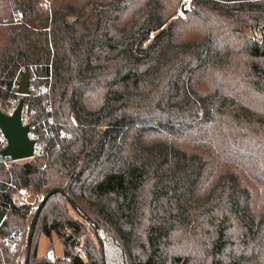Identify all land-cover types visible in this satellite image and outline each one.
Masks as SVG:
<instances>
[{"label": "trees", "instance_id": "trees-1", "mask_svg": "<svg viewBox=\"0 0 264 264\" xmlns=\"http://www.w3.org/2000/svg\"><path fill=\"white\" fill-rule=\"evenodd\" d=\"M184 4L0 0V99L31 73L44 93L20 98L65 135L0 164L22 264H264V0ZM52 189L30 229L15 195Z\"/></svg>", "mask_w": 264, "mask_h": 264}, {"label": "built area", "instance_id": "built-area-1", "mask_svg": "<svg viewBox=\"0 0 264 264\" xmlns=\"http://www.w3.org/2000/svg\"><path fill=\"white\" fill-rule=\"evenodd\" d=\"M190 2L185 0V4L183 5L182 9H179L177 12V16L184 18L185 17V11L189 9ZM30 73V93L29 95L25 96H32L35 97L37 95L31 93V80H33V76L31 77ZM19 85V84H18ZM18 85L14 84V87L16 88L15 94H17ZM19 96V95H18ZM12 99V98H10ZM9 100V99H8ZM24 102V100H23ZM49 114L40 120L33 121V111L29 110L28 104H23V109L21 113V122L22 125H28L29 126V132L28 137L29 139L34 141V151L33 156L30 159L34 158H40L47 155L49 149H59L60 148V138L64 137L65 135H60L58 133V129L56 126L55 118L53 116L51 106L48 104L46 105ZM16 107L9 108L6 105V100L0 99V111L3 112L6 115H12ZM49 139L51 141L49 142ZM7 146V140L5 136L3 135L2 131L0 130V164H2L6 170H9L11 163L14 162L9 157H5L1 155V151L5 149ZM20 234H12L9 236H0V241L7 246L10 250L13 248V246L20 240Z\"/></svg>", "mask_w": 264, "mask_h": 264}, {"label": "water", "instance_id": "water-1", "mask_svg": "<svg viewBox=\"0 0 264 264\" xmlns=\"http://www.w3.org/2000/svg\"><path fill=\"white\" fill-rule=\"evenodd\" d=\"M30 73L25 72L22 79L19 82L17 94L21 97H25L30 93ZM23 99H20L13 114L6 115L0 111V130L7 140V146L1 151V155L9 157L13 161H20L30 159L33 156L34 141L29 139L28 132L29 126L22 125L21 113L23 109ZM58 192V189H52L47 192L39 203L36 213L31 219L29 228L31 229L34 225V221L39 214V211L46 199L51 195ZM32 202V199L28 200ZM5 219V213L0 211V224ZM31 241V234L27 236V243Z\"/></svg>", "mask_w": 264, "mask_h": 264}, {"label": "rangeland", "instance_id": "rangeland-1", "mask_svg": "<svg viewBox=\"0 0 264 264\" xmlns=\"http://www.w3.org/2000/svg\"><path fill=\"white\" fill-rule=\"evenodd\" d=\"M187 1L190 2V0H187ZM185 18H186V16L183 19H185ZM31 77H32V75H31ZM31 93H33L35 95H39V94L44 93L43 85L39 84L38 81L33 82L31 80ZM20 97L21 96H19L17 98H12V99L6 100V105L9 108L16 107L19 100L22 99ZM31 98H32V96H31ZM34 115H36L35 112H34ZM42 197H43V194L35 195L32 192L21 190L15 195L14 200L16 201V203H19V204L25 203V202L29 203L32 207V214H33L35 209L38 207V202H40L42 200ZM29 199H32V202H29L28 201ZM29 223H30V220H29L27 225H29ZM27 229H28V227H27ZM17 234H20L21 238L18 241V243H16L13 246L11 251L16 254V263L15 264H19V263L22 264L23 260H24V249L27 246V236H26L27 230L25 233L18 232ZM51 245H52V249L48 254L50 256H55V257L62 256V254H63L62 244H61L60 240L55 235H53L51 238ZM49 246H50V239H48L44 235H41L39 237V241H38V255H40V256L45 255L48 252ZM17 247H20V248L17 249Z\"/></svg>", "mask_w": 264, "mask_h": 264}]
</instances>
